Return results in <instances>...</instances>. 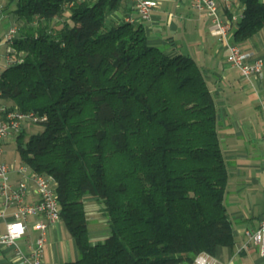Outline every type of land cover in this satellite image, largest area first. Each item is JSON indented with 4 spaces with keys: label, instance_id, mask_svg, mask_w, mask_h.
<instances>
[{
    "label": "trees",
    "instance_id": "1",
    "mask_svg": "<svg viewBox=\"0 0 264 264\" xmlns=\"http://www.w3.org/2000/svg\"><path fill=\"white\" fill-rule=\"evenodd\" d=\"M11 1L19 58L0 98L46 116L16 142L21 161L54 182L78 252L61 264H192L231 247L229 172L201 67L150 44L124 0ZM238 1L239 46L264 27V0ZM86 196L110 229L94 244Z\"/></svg>",
    "mask_w": 264,
    "mask_h": 264
},
{
    "label": "crops",
    "instance_id": "2",
    "mask_svg": "<svg viewBox=\"0 0 264 264\" xmlns=\"http://www.w3.org/2000/svg\"><path fill=\"white\" fill-rule=\"evenodd\" d=\"M230 1L231 7L227 11L224 8L225 0H215L218 12L227 18H230L232 11L241 9L238 0ZM156 2L150 20L145 22L137 19L127 0H124V4L130 11L125 12L142 24L150 44L165 47L169 54L180 53L191 57L203 70L216 103L218 136L229 172L224 204L232 225L234 242L231 247H218L212 257L216 264H264V254L245 235L246 230L258 226L264 215V66L260 75L243 78L237 69L225 64L227 46L211 33V17L207 13L192 10L190 0ZM15 9L13 1L0 0V77L19 58L13 43L6 40L9 29L13 26L17 28ZM239 46L264 62V27ZM0 105L12 106V103L0 98ZM35 126L24 122L20 132L27 137L37 132ZM16 141V136L6 137L2 146L3 159L13 168L10 173L12 184H16L21 177L16 171L17 167L25 165L19 154L13 152V145L17 147ZM35 199L29 187L25 202L32 203ZM84 202L91 223L90 242L94 244L108 235L109 229L107 232L101 226L95 212L100 210L103 213V209L99 208L102 204L91 196H86ZM13 210L14 207L6 209L4 217H0V235L4 233ZM40 219L42 217L39 215L28 217L26 233L17 241L22 250L28 251L29 241L37 234L33 226ZM245 242L246 249L242 248ZM77 258L74 240L64 222L60 219L52 223L48 229L43 263L61 264ZM0 264H15L11 248L0 247Z\"/></svg>",
    "mask_w": 264,
    "mask_h": 264
},
{
    "label": "built area",
    "instance_id": "3",
    "mask_svg": "<svg viewBox=\"0 0 264 264\" xmlns=\"http://www.w3.org/2000/svg\"><path fill=\"white\" fill-rule=\"evenodd\" d=\"M135 11L140 22L150 20L156 0H127ZM224 7L229 11L231 1L225 0ZM190 8L194 11L205 12L211 17V33L219 37L227 46L228 53L225 57L227 64L239 71L243 78L260 75L264 62L249 52L243 51L238 45L229 42V35L240 18V10L232 11L230 18L218 12L215 0H190ZM126 21L134 23L137 20L128 16ZM17 34V28L11 27L6 35V40L13 43ZM1 95V90H0ZM46 120V116H39L34 112H21L14 106L0 105V199L2 211L0 217H4L5 210L14 207L11 219L5 225V231L0 235V247H8L14 251L15 264H44V249L47 242L49 226L60 220V206L55 193L53 180L45 175L34 173L27 165L17 167V173L21 176L16 184H12L10 173L13 168L3 159V141L6 137L17 136L24 122L36 124ZM29 187L35 196V201L26 203L25 198ZM39 215L33 230L36 236L29 241L28 251L22 250L17 244L27 229L29 216ZM247 240L258 245L261 254H264V215L259 220L258 226L253 230H246ZM246 249V242L242 245ZM192 264H216L215 259L206 252L197 254Z\"/></svg>",
    "mask_w": 264,
    "mask_h": 264
},
{
    "label": "rangeland",
    "instance_id": "4",
    "mask_svg": "<svg viewBox=\"0 0 264 264\" xmlns=\"http://www.w3.org/2000/svg\"><path fill=\"white\" fill-rule=\"evenodd\" d=\"M65 18H66L65 15H63L62 18H60V19L58 20V22H57V27H61V25L63 24ZM229 40H230V39H229ZM230 42H232V41L230 40ZM160 48H162L163 50H166L165 47H160ZM224 62H226V60H224ZM225 64H227V62H226ZM227 65H228V64H227ZM33 125H36V124H33ZM34 129H35L36 131H39V130H41V126L36 125V126L34 127ZM9 148H10V147H9ZM13 149H14V150H13L14 153H18V151H17V147H16V146L14 147V145H13ZM86 207H87V205H86ZM99 208L103 209V206L101 205ZM86 210H87V212L89 213V210H88L87 208H86ZM95 212L98 213V214H97V217H98V219H100L101 226H102L103 228H105V229L107 230V232H108L109 227H108V225H107V219H106L104 213H102L100 210L95 211ZM104 223H105V224H104ZM88 225H89V230H90V229H91V223H89ZM109 232H110V229H109Z\"/></svg>",
    "mask_w": 264,
    "mask_h": 264
}]
</instances>
